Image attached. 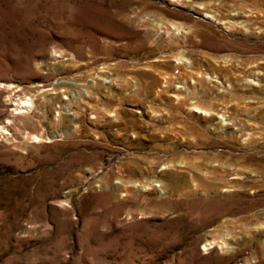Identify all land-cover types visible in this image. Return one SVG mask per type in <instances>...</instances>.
I'll list each match as a JSON object with an SVG mask.
<instances>
[{"label":"rangeland","instance_id":"374dc122","mask_svg":"<svg viewBox=\"0 0 264 264\" xmlns=\"http://www.w3.org/2000/svg\"><path fill=\"white\" fill-rule=\"evenodd\" d=\"M1 126L0 264H264V0H0Z\"/></svg>","mask_w":264,"mask_h":264},{"label":"bare ground","instance_id":"6f19581e","mask_svg":"<svg viewBox=\"0 0 264 264\" xmlns=\"http://www.w3.org/2000/svg\"><path fill=\"white\" fill-rule=\"evenodd\" d=\"M24 103H25V102H24ZM0 128H1L2 132H4V133H8V130H7L4 126H3V127L1 126Z\"/></svg>","mask_w":264,"mask_h":264}]
</instances>
